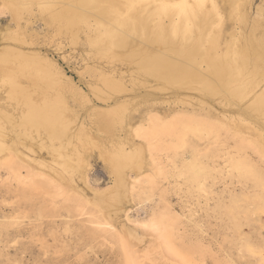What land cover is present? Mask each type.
Segmentation results:
<instances>
[{
	"label": "rangeland",
	"instance_id": "rangeland-1",
	"mask_svg": "<svg viewBox=\"0 0 264 264\" xmlns=\"http://www.w3.org/2000/svg\"><path fill=\"white\" fill-rule=\"evenodd\" d=\"M29 1H32L30 3L31 5L29 4L28 6L31 8L25 11L22 14L23 16L18 20L16 18L14 19V14L9 5H7L6 0H0V47L11 44L13 40L11 37H15L21 33L20 37L28 39L29 46L24 45V47L30 50L45 52L49 57L56 60L63 72L72 78L73 82L88 95L91 101L85 102L80 100L78 96H76V93L69 90L70 88H66L68 90L66 91L65 89V91H63L66 93V101L69 105L67 114L71 123L68 129L75 133V138L69 141L61 137L54 138L52 135L48 136V132L45 129V131L40 130V133L34 129V133L31 127H27L29 130L25 129L26 127L23 126L12 128L9 122H7V124L4 123L6 124L4 125L6 131L5 129L4 131L7 135L5 145L8 144V147H5L7 152L5 151L6 155L3 154V156L5 155L6 161H10L12 164H10L11 167L9 165H0V264H124L126 258L120 240V235H122L121 224L126 223L132 228H139V224L137 226V223L149 221L150 218L160 215L168 225H172L174 237L181 240L184 246L194 249L198 256H203L205 263L207 262L206 264H264V163L260 162L255 164L257 168L255 175L249 176L246 179L239 178L235 174L226 173L225 169L228 168L222 166L227 156V150L222 146V141L225 139L226 134H224L225 131L221 129L220 135L218 136L219 142L217 144L214 143L215 134L210 135L207 133H203L202 137L189 133L185 136V142L181 143L176 139V135L169 134L167 128H165L166 132H161L160 135H156L153 139L151 154L154 158V168L148 170V174L142 177L140 176L142 179L140 183L141 187L139 186L137 190H135V193L128 192L129 196L127 195L125 201L123 200L125 206L124 210H126V212L122 211L123 204L122 209H119V211L117 210L118 212H116V210V213L111 210L109 211V201L107 197L110 196H105L104 194L106 190L108 191L111 189V185L114 184L113 178L115 177L108 167L105 166L107 163L104 161L103 154H106V151L103 150L107 148V151H112L114 145L117 144L115 141L118 138H121L120 140L123 141L125 140V142L129 140L127 143L131 141V145L133 143L138 144V142L143 141V138L135 135V132H132L134 134L132 138L131 132L129 133V130L132 129L128 127V132L124 133L121 127H119V124L117 126L113 124L114 126L112 128L106 126L110 128L108 132L104 127L106 123L102 122L105 115L102 116L99 114H103L106 111L105 113H108L109 116L110 114L114 115V113L109 112L115 109V105L110 106L114 103L108 105L102 99H98L99 97L92 93L93 90H91L92 88L88 84L91 82L94 86V84L98 82V87L102 88V82L97 81V78L94 76V74H96L93 72L94 70L99 71L100 69H104L108 73L111 72L110 70L116 68L125 71L124 81L128 84V87L131 89L130 91L126 92L124 95L123 92L111 93L106 88L102 90L110 93L111 97L123 96L122 99L126 98L130 100L129 108L123 109V111L126 110L125 112H127V114L124 112L125 115L129 114L130 117L132 115L136 117L133 119L134 121L132 120L133 122H131V125L135 124L134 126H139L141 123L143 126V123H145L144 121H140L142 119L140 116H148V118H151L159 114L160 111L152 110L153 104L157 106L161 103L163 104L162 101H166L164 102L165 105L163 104V106L160 105L158 107H169V105L171 106L177 101L176 97L179 94H181L180 97L184 95L183 98L188 100V104L191 102L190 105L192 106L198 105L196 103L198 101L200 102V99H203L204 105H207V103L208 105L212 104L219 111H230L232 109H237V107H225L219 103L217 105V100L214 101L215 97L205 95L204 97L206 98H204L202 97L204 94L201 96V93L197 89L192 88L199 87V85L202 87L203 84L190 83L176 85L177 87L173 86V88H169L168 84H166L167 86L165 87L167 88H165L156 86L157 84L152 77H148L144 85L138 83L139 80L134 81L138 82L132 84L133 82L131 83V81H133V77L130 78L127 73V64L129 62L127 63V61L120 60L119 58H111L114 55V57L117 56V48V50H112L115 49V47L111 48L105 55L103 54L104 56L94 52L97 48L104 45L105 42L101 40L102 36H100L101 41L98 40L97 43L87 45L84 39V33L87 30H94L97 26V22L93 17L88 19L90 23L84 22V24L81 22L79 24L80 28H83L85 32L83 33V31L80 30L78 42L73 44L70 42V38L67 37V35L56 34L55 29L46 19L47 13L44 14L39 12L38 3H41L40 1L42 0ZM239 2L247 6L246 8H248L249 13H251L250 17L252 19L254 17L258 18L257 12L261 11L263 16L260 15V19L264 20V0H222L221 2L219 0L220 9L223 11V16L226 18L223 20H225V23L228 21L226 24L231 22L228 16V12L231 10V3L237 5ZM225 10L228 12L226 13ZM140 12L141 9L134 11V13H138V15ZM144 12L146 13L147 10ZM112 24L113 26L115 25L114 23ZM149 25L153 27L154 23L151 22ZM237 25L236 27H238L239 30L237 31L242 33L245 26L243 24ZM19 26L21 29H19ZM16 30H18V32H15ZM226 30L228 32L225 31V29L223 30L222 26L220 29L218 28V31L220 33L223 32L225 35L229 34L231 31L230 29ZM140 31H143L141 26L136 28V33L134 32L131 37L133 38V44H136V41H140V39L138 40ZM168 33L167 35L170 37L171 33ZM175 34L176 37H173ZM175 34L172 35L173 41H177L179 37V34ZM10 39L12 40L10 41ZM15 42L17 41L15 40ZM203 65L206 64L203 63ZM93 66L96 68L92 69ZM89 67L93 71H91ZM128 67L130 68L129 65ZM22 78L23 77H20L16 80L19 81V79L22 80ZM22 82H25V80ZM3 86L4 90H7V95L1 92L2 95L4 94L2 97L4 98L2 99V104H5V107L7 106L8 108H6L10 109L13 104L15 105L16 100L15 98L13 99L14 96L10 97V94L8 95L10 91L9 85L5 84ZM188 86L190 88H188ZM174 87H179L180 90L174 89ZM189 95H191V98L188 99V97H190ZM250 95L246 97V100L242 101V103L240 102V105H246L253 96V93ZM6 96H9V98ZM200 96L202 98H199ZM195 97L197 98L193 100ZM155 101H159V104H155ZM187 102L184 103V105H188ZM192 102H194V104ZM8 103L11 106L7 105ZM186 105L184 107L181 104L182 109H187ZM190 105L188 109L191 108ZM172 106L175 105L173 104ZM19 110L20 109H16L15 112V108L13 107L12 110L10 109V112L13 117L20 116L21 111ZM185 114L186 113L173 112L170 115H166L167 117L165 114L160 113L159 115L164 116L165 123L171 125L169 127V132H173L182 129L179 123L173 121L176 119H184L186 117L184 116ZM129 116L128 118H130ZM110 118L113 119V116H110ZM207 121H210V118H207ZM103 124L105 125L103 126ZM77 128L79 130H77ZM12 129L20 132L22 144L18 142V145L12 141V138L16 136ZM31 130H33V132ZM83 131H86L85 133L87 135ZM133 131L135 130L133 129ZM175 133L177 134V132ZM78 134L88 136V141L85 140L86 142L84 141L82 143V141L80 142V140H77V138H79L77 137ZM113 139H115V141H113L112 144ZM22 141H24V143ZM232 141L233 140H229L231 144ZM130 143L124 146L129 149ZM28 147L33 150V152L30 151ZM99 152L105 153L100 155ZM17 153L19 154L17 155ZM24 154L25 156L27 155V157H25ZM69 154L71 156H68ZM145 154L147 157L150 156L148 150ZM8 155L12 157L10 160ZM22 155L24 157L20 158ZM193 155L197 157L204 167H207V175L203 179L201 178L200 184L190 180L191 174L185 171L183 165V158H191ZM258 155L255 154V156ZM78 156H83L89 164L86 167L84 178L82 177V171L79 172L75 165L79 163L80 159ZM259 156H262V154ZM256 159L253 160V162H256ZM61 161L62 163H60ZM63 161L74 163L75 170L73 171V167H70L71 169L69 168L68 170H62L61 166H63ZM58 163L59 165H57ZM57 170H59L58 173H56ZM70 170L74 173H70ZM66 171L70 174H67ZM129 171L130 170H128V172ZM59 172H63L68 178L71 177L68 180L69 182L67 181L68 178L66 179L67 182H65L66 177ZM57 174L60 175V178H64L62 183L72 186L68 187L69 189L67 188L69 191L68 193L55 190V184L58 183L62 185V183H60L62 179H60ZM128 174L131 176V171ZM71 179L74 180L73 185L70 183ZM48 181L51 182V184ZM245 181L248 182V187H245ZM41 182L42 184H40ZM253 183L256 186L251 188ZM74 184H76L75 186L77 187L73 188ZM54 187L55 189L52 190ZM46 188L49 189L47 190ZM49 191H51V194ZM98 193L101 195L99 196ZM100 201H103V205H101L102 203ZM116 214L118 215L115 217L114 215ZM127 215L129 216L127 217ZM135 223L136 226H134ZM151 243V238H146L144 243H142V250H148L147 248H149ZM156 259L157 263L166 264L164 260Z\"/></svg>",
	"mask_w": 264,
	"mask_h": 264
},
{
	"label": "bare ground",
	"instance_id": "bare-ground-1",
	"mask_svg": "<svg viewBox=\"0 0 264 264\" xmlns=\"http://www.w3.org/2000/svg\"><path fill=\"white\" fill-rule=\"evenodd\" d=\"M42 1H40L41 3L37 2L40 9L39 12L44 14L47 13L46 19L55 29L56 34L67 35V37L70 38V42L73 44L78 42L80 30L83 31V28L81 29L79 24L81 22L88 23V19L93 17L97 22H95L97 24L96 28H93L94 30L90 31L87 30L86 32L83 31V33L85 32L84 39L86 40L87 45L97 43L98 40L101 39L100 36H102L101 40H103L105 43L103 46L97 48L96 51L93 50L94 52L102 56L113 47H115V49L112 50L118 49V53L116 54L117 56L114 57V55V58H111H119L120 60L122 59L123 61H127V63L129 62L127 64V73L130 78L133 77V81H131V83L133 82L132 84L137 83L138 81H134L139 80L138 83L144 85L148 77H152V79L157 84L156 86L161 87L167 86L166 84H168L169 88H173V86L176 85L190 83L203 84L202 87L199 85V87L192 88L197 89L201 93V96L204 94L202 97L205 95L215 97L214 101L217 100V105L219 103L225 107H237V109H232L230 111H219L212 104L208 105L206 102L207 105H204L203 99H200V102H195L198 105L192 106L190 105L191 102L188 104V100L183 98L184 95L183 97H180L181 94H177V101L173 103L175 106H172L173 104L171 103L172 105H169V107L159 108L158 106H163L164 102L166 101H162L158 96L163 104H159V101H155V104L159 105L156 106L153 104L152 110H158V112L160 111L159 114H165V116L170 115L173 112L182 114L186 113L184 115L186 116L184 119H176L173 121L175 123H179L182 126V129L169 132V127L171 125L166 124L164 121V116L159 114L151 118H148V116H140L142 119L140 120L139 117L138 119L141 122L144 121L145 123H143L142 126V123L139 121L141 124L139 126H134L135 124L131 125V122H133V119L136 117L134 115L130 117L129 114L125 115L124 112L126 110L123 111V109L129 108L128 106L130 100H127L126 98L122 99L123 96L111 97L110 93L102 90L103 88H106L111 93L115 94L123 92L124 95L126 92L130 91L131 89L124 81L125 71L115 68L110 70L111 72L107 73L104 69L93 71L92 69H95L96 67L93 66L92 69L89 67L91 71L96 73L94 76L97 78V81L102 82V88L98 87V82L97 84H94V86L91 82L88 84L92 88L90 89L93 90L92 93L96 94L99 97L98 99H102L106 104L110 105V103H114L110 106L115 105V109L112 112H109L114 113V115L110 114V116H113V119L110 118L108 113H105L106 111L103 114L98 113L102 116L105 115V119L103 117L102 122L106 123V125L103 124V126L105 125L104 127L109 132L110 128L119 124V127H121L124 133L128 132V127L129 129H132L129 130V133L131 132L130 134L132 135V138L134 134L143 138V141L138 142V144L133 143L131 145L130 141L129 149L124 146L126 144L129 145V143H127L129 140L125 142V140H120L121 138H118L116 141L113 139L112 144L113 141H115L117 144L114 145L112 151H107V148L103 150L106 151V154H103L104 161L108 164L107 165L105 163V166L108 167L110 172L115 177L113 178L114 184L111 185V189H109L110 187L107 188L109 190H106L104 194L105 196H110L107 197L109 201H107L109 204V211L111 210L115 212L116 210V212H118L119 209H122L123 200L125 201L127 195L129 196V193H135V190H137V188L140 186L142 180L141 177L148 174V170H152L154 168V158L151 154L153 139L156 135H160L161 132H166L165 128H167L169 134L176 135V139H178V141L181 143L185 142V136L189 133L201 137L203 136V133H207L210 135L215 134L214 143L218 144L220 129L225 131L224 134H226V136L222 141V146H224V149L227 150V156L224 160V165L222 166L228 168L225 169L226 173L235 174L237 177L245 179L249 176L255 175V171L257 170L255 164L260 162L264 163V20L260 19V15L263 16L261 11L257 12L258 18L254 17L252 19L250 17L251 13H249L248 8H246L247 6L244 3L239 2L237 5L231 3V10L229 11L227 9L229 12L225 10L226 13H229L228 16L231 22L226 24L228 21L226 20L227 22L225 23V20H223L226 18L223 16V11L220 9L219 0ZM221 1L222 0H220V2ZM31 2L29 0H6L7 5H9L11 11L14 14V19L16 18L18 20L23 16L22 14L25 11H28L29 8H31L28 7ZM139 9H141L139 15L138 13H134V11ZM146 10L147 12L145 13L144 11ZM151 22L154 23L153 27H151L152 25H149ZM112 23L115 25L113 26ZM237 24H243L245 26L242 33L238 32V27L240 26ZM236 25L238 27H236ZM140 26L143 29L142 32L140 31V35L138 36V40L140 39V41H136V44H133V38L131 37L136 31V28H139ZM221 26L223 27V30L225 29V31H227L226 29H230L231 31L229 34L225 35L223 32L220 33L218 28L220 29ZM19 29H21L20 26ZM15 32H18V30ZM167 33H171V38L167 35ZM172 33L179 34L177 41L172 40ZM20 35L21 33L15 37H11L13 39H10V41L12 40L11 44L0 47V165H9L10 167L12 162L6 161V158L4 157L7 152L5 147H8V144L5 145V141H7V135L5 132L6 129L4 128V125H6L7 122L10 123L12 128L23 126L26 127L25 129L29 130L31 127L33 130H37V132L45 129L48 132V136L52 135L54 138L61 137L69 141L72 138H75V133L68 129V126L71 123L67 114L69 105L66 101V93L63 91H65L66 88H70L69 90H72L74 93H76V96H78L80 100L85 102L91 101L88 95L73 82L72 78L63 72L61 66L56 60H54L52 57H49L48 54H45V52L43 53L40 50H30L29 48L24 47V45L29 46L28 39L25 37H20ZM173 37H176V34ZM15 40L17 42H15ZM156 46L160 48H157ZM203 63L206 65H203ZM20 77H23L22 80L19 79L21 82L17 81ZM23 79L25 82H22L24 81ZM5 84H8L10 87L8 95L10 94V97L14 96L13 99L15 98L16 100L15 105L11 103L13 104L12 108H15V112L16 109H20V116L13 117L12 113L10 112V109L12 110V108L7 109L8 107L6 106V108L5 104H2V99H4L2 98L3 95H7V90H4L3 86ZM188 88L190 87L188 86ZM174 89H179V87H174ZM67 90L68 89H66V91ZM1 92L4 94L2 95ZM251 93H253V96L251 97L250 101L247 102L248 104L246 103V105H240V102L242 103V101L246 100L245 98L249 97ZM189 96L190 97H188V99L191 98V95ZM201 96L199 98H202ZM6 97L9 98V96ZM197 97H195L193 100H195ZM186 102L188 104H185L187 109H182V106L185 107L184 103ZM192 103L194 104V102ZM7 105L11 106L9 103ZM189 105L191 107L190 109H188ZM125 113L127 114V112ZM128 116L130 118H128ZM207 118H210V121H207ZM136 123L139 124L138 122ZM133 129L135 131H133ZM33 130L31 131L33 132ZM77 130L79 129L77 128ZM13 131L16 136L12 138V141L17 144L18 142L21 143L20 132L16 130ZM132 132L135 133L133 134ZM175 132H177V134ZM86 135L82 136L81 134H78L77 137L79 138H77V140H80V142L82 141V143L85 140L88 141L87 139L89 138ZM229 140H233L232 144L229 142ZM22 142L24 143V141ZM29 150L33 152L31 149ZM147 150L150 153L149 157L145 156ZM102 153L99 152L100 155ZM3 154L5 155L3 156ZM18 154L19 153H17V155ZM255 154H262L263 157L259 155V157L255 156ZM24 156L22 155L20 158ZM68 156L71 155L69 154ZM25 157H27V155ZM11 158L12 157H9V160ZM78 158L80 159L79 163H76L75 165L79 172L82 171V177L84 178L86 167L89 164L86 159L83 158V156H78ZM255 159L256 162H253ZM64 162L65 161H63V166H61L62 170H68L70 167H73V171L75 170V166L73 165L74 163H71L70 161ZM60 163H62V161ZM57 165H59V163ZM183 165L185 171L191 174L190 180L193 182L200 184L201 178L203 179L207 175V167H204V165L199 162L195 155L191 156V158L184 157ZM214 168L216 170L215 165ZM128 170L131 171V176H129L128 173L130 171L128 172ZM58 171L59 170H57L56 173H58ZM73 171L70 170L69 172L71 173ZM59 173H61V175L63 174V172ZM70 173L67 172V174ZM57 175L60 178V175ZM63 176L65 175L63 174ZM67 178L68 177L65 178V182H67L71 177L68 179ZM60 179H62V177ZM63 180L64 178L62 181H60V183H62ZM49 183L51 184V182ZM70 183L73 185L74 180L71 179ZM40 184H42V182ZM244 184L245 187H248V182L245 181ZM75 185L76 184H74L73 188L77 187ZM55 186L56 189L54 187L52 190L55 189L57 191H63V193H68V187H72L66 183H62V185L57 183ZM255 186L256 185L253 183L251 188H254ZM49 192L51 194V191ZM100 195L101 194H99V196ZM101 205H103V203ZM124 207L125 206L123 204L122 211L126 212ZM117 215L118 214L114 216L116 217ZM128 216L129 215H127V217ZM134 226H136V223ZM137 226L139 228H132L126 223L121 224L122 235H120V240L122 242V250H124V255L126 258L124 260V264H159V262H156V258L161 259L162 261L164 260L166 264L207 263H205L203 256H198L194 249L184 246L181 240H179L177 237H174L172 225H168L161 215L150 218L149 221H141L137 223ZM146 238H151L152 243L149 248H147L148 250L144 249L146 250L144 251L142 250L141 246L143 245L142 243H144Z\"/></svg>",
	"mask_w": 264,
	"mask_h": 264
}]
</instances>
